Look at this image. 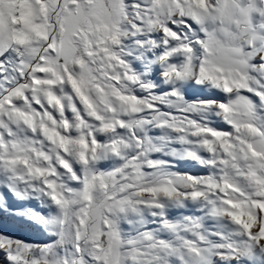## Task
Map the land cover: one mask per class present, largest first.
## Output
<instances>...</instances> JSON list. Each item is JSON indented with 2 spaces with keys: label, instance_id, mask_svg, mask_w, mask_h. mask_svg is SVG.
Masks as SVG:
<instances>
[{
  "label": "snow or ice",
  "instance_id": "1",
  "mask_svg": "<svg viewBox=\"0 0 264 264\" xmlns=\"http://www.w3.org/2000/svg\"><path fill=\"white\" fill-rule=\"evenodd\" d=\"M0 264H264V0H0Z\"/></svg>",
  "mask_w": 264,
  "mask_h": 264
},
{
  "label": "rangeland",
  "instance_id": "2",
  "mask_svg": "<svg viewBox=\"0 0 264 264\" xmlns=\"http://www.w3.org/2000/svg\"><path fill=\"white\" fill-rule=\"evenodd\" d=\"M184 170L196 171L194 169H188V168H184ZM10 231L13 235L18 236L21 239H25L29 241H40L42 239L39 233H36L34 231H29L27 229H10Z\"/></svg>",
  "mask_w": 264,
  "mask_h": 264
},
{
  "label": "bare ground",
  "instance_id": "3",
  "mask_svg": "<svg viewBox=\"0 0 264 264\" xmlns=\"http://www.w3.org/2000/svg\"><path fill=\"white\" fill-rule=\"evenodd\" d=\"M181 168H182V169H184V168H188V169H194V170H196V171H197V169H196V168H190V167H186V166H184V165H181Z\"/></svg>",
  "mask_w": 264,
  "mask_h": 264
}]
</instances>
